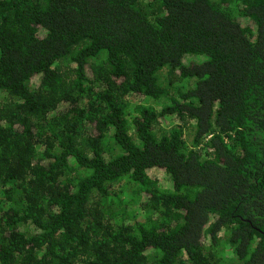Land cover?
Instances as JSON below:
<instances>
[{
  "label": "trees",
  "instance_id": "obj_1",
  "mask_svg": "<svg viewBox=\"0 0 264 264\" xmlns=\"http://www.w3.org/2000/svg\"><path fill=\"white\" fill-rule=\"evenodd\" d=\"M213 262L264 264V0H0V264Z\"/></svg>",
  "mask_w": 264,
  "mask_h": 264
},
{
  "label": "rangeland",
  "instance_id": "obj_2",
  "mask_svg": "<svg viewBox=\"0 0 264 264\" xmlns=\"http://www.w3.org/2000/svg\"><path fill=\"white\" fill-rule=\"evenodd\" d=\"M195 62L194 60H185L184 63L185 64H189V63H193ZM130 115V114H128ZM130 124V121H128V125ZM132 216H134V210H132V208L128 209V210H117L115 212H113V217L115 218V220H120V219H130L132 218ZM213 264H218L217 262H213Z\"/></svg>",
  "mask_w": 264,
  "mask_h": 264
}]
</instances>
